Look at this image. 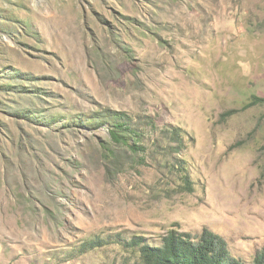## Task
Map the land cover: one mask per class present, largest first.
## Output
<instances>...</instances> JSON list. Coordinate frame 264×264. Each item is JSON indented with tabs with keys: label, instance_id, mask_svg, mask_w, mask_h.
Listing matches in <instances>:
<instances>
[{
	"label": "rangeland",
	"instance_id": "374dc122",
	"mask_svg": "<svg viewBox=\"0 0 264 264\" xmlns=\"http://www.w3.org/2000/svg\"><path fill=\"white\" fill-rule=\"evenodd\" d=\"M0 10V264H128L134 236L205 228L264 254V0ZM113 111L142 150L111 139Z\"/></svg>",
	"mask_w": 264,
	"mask_h": 264
},
{
	"label": "trees",
	"instance_id": "16d2710c",
	"mask_svg": "<svg viewBox=\"0 0 264 264\" xmlns=\"http://www.w3.org/2000/svg\"><path fill=\"white\" fill-rule=\"evenodd\" d=\"M2 18H6L0 10V29H5ZM5 78L6 76H2ZM20 93H27L28 89L23 85H14ZM264 103V97L255 96L248 105ZM236 110H231L228 115H232ZM89 118L84 125H93ZM109 124V135L113 141L123 144L133 151L142 150L137 146V142H130L128 133L134 134L135 141L139 133L129 124L125 114L120 111L109 112L105 122ZM103 123H101L102 125ZM97 125V124H95ZM132 136V135H131ZM178 137V136H177ZM184 182L189 185L191 180L188 175H184ZM134 252H137L139 260L128 264H264V254H259L252 263H247L241 258L233 255L228 243L220 234L205 228L200 234L191 232H180L178 230L169 231L163 238L161 245H151L141 236H134L127 244Z\"/></svg>",
	"mask_w": 264,
	"mask_h": 264
}]
</instances>
